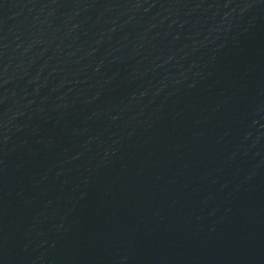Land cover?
Masks as SVG:
<instances>
[{
	"label": "water",
	"instance_id": "obj_1",
	"mask_svg": "<svg viewBox=\"0 0 264 264\" xmlns=\"http://www.w3.org/2000/svg\"><path fill=\"white\" fill-rule=\"evenodd\" d=\"M0 264H264V0H0Z\"/></svg>",
	"mask_w": 264,
	"mask_h": 264
}]
</instances>
